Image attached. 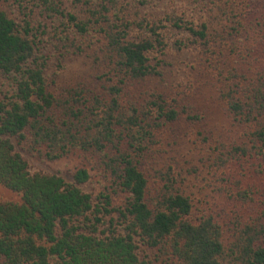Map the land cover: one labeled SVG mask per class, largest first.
<instances>
[{"label": "trees", "instance_id": "1", "mask_svg": "<svg viewBox=\"0 0 264 264\" xmlns=\"http://www.w3.org/2000/svg\"><path fill=\"white\" fill-rule=\"evenodd\" d=\"M0 184V264H264V0H0Z\"/></svg>", "mask_w": 264, "mask_h": 264}, {"label": "rangeland", "instance_id": "2", "mask_svg": "<svg viewBox=\"0 0 264 264\" xmlns=\"http://www.w3.org/2000/svg\"><path fill=\"white\" fill-rule=\"evenodd\" d=\"M185 60H187V58H184L183 61ZM66 65L67 69L62 75V79L69 78L72 75H85L87 70V65L82 58H76L69 63H66ZM209 92L210 88L207 87L206 94H209ZM202 102L207 108L209 121L212 127H216L219 131L223 132L225 136L229 135L232 137L234 130L230 125L229 118L217 107L215 103H213V101ZM199 145L200 143H196L193 136L187 135L176 138L175 143V146L179 149V156L182 162L185 163L186 166L196 165L199 168L198 174L192 176L193 181L196 184L192 189L195 191L194 197L195 201H197V205H199L201 201H210L212 205L214 196L211 191L212 187H210L207 181V178L210 176V174H208L209 170L208 168H205L206 166L204 165L203 160H201L203 154ZM25 155L30 161L32 170L59 172L67 179H71L75 169L84 163L83 158L79 155L65 157L53 162L42 161L34 157L32 154H28L26 152ZM102 186L103 180H101V176L95 171H92V178L85 185V189L87 191L94 192L95 194H99L100 191H102ZM7 201L20 202L21 194L12 191L0 184V202Z\"/></svg>", "mask_w": 264, "mask_h": 264}]
</instances>
